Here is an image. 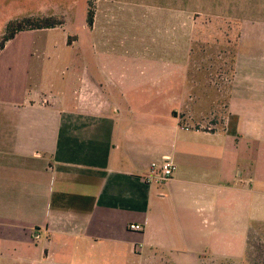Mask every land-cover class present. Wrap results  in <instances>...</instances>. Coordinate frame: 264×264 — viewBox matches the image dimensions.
<instances>
[{
	"label": "crops",
	"instance_id": "crops-1",
	"mask_svg": "<svg viewBox=\"0 0 264 264\" xmlns=\"http://www.w3.org/2000/svg\"><path fill=\"white\" fill-rule=\"evenodd\" d=\"M96 3L92 27L22 31L0 52V264H199L210 246L192 240L264 223V0ZM200 18L239 25L209 129L175 114ZM166 158L175 177L149 183Z\"/></svg>",
	"mask_w": 264,
	"mask_h": 264
},
{
	"label": "rangeland",
	"instance_id": "rangeland-1",
	"mask_svg": "<svg viewBox=\"0 0 264 264\" xmlns=\"http://www.w3.org/2000/svg\"><path fill=\"white\" fill-rule=\"evenodd\" d=\"M97 0H0V37L6 25L26 17L55 16L80 31L87 20L89 3L96 13ZM239 25L222 19L200 18L194 35L192 62L183 74V107L176 112L180 124L192 128H215L227 114L235 72ZM222 227V226H221ZM213 239L192 240L210 246L209 256L199 264H264V223L225 225ZM143 264H189L176 261L170 252H156Z\"/></svg>",
	"mask_w": 264,
	"mask_h": 264
},
{
	"label": "trees",
	"instance_id": "trees-1",
	"mask_svg": "<svg viewBox=\"0 0 264 264\" xmlns=\"http://www.w3.org/2000/svg\"><path fill=\"white\" fill-rule=\"evenodd\" d=\"M95 11L89 3V9L87 12L88 26L92 27L94 24ZM65 24L64 19L57 18L55 16L48 17H26L22 19H16L10 21L7 26L4 35L0 39V52L5 48L6 43L12 40L18 33L27 30L37 29H49L55 28Z\"/></svg>",
	"mask_w": 264,
	"mask_h": 264
},
{
	"label": "built area",
	"instance_id": "built-area-1",
	"mask_svg": "<svg viewBox=\"0 0 264 264\" xmlns=\"http://www.w3.org/2000/svg\"><path fill=\"white\" fill-rule=\"evenodd\" d=\"M178 170L177 164L171 158H166L163 162L153 163L150 169V174L146 177L149 183L166 184L172 180ZM130 230L137 233L144 231V225L133 223L130 225Z\"/></svg>",
	"mask_w": 264,
	"mask_h": 264
}]
</instances>
